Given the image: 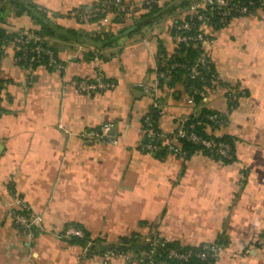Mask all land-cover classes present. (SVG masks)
<instances>
[{
    "label": "crops",
    "instance_id": "1",
    "mask_svg": "<svg viewBox=\"0 0 264 264\" xmlns=\"http://www.w3.org/2000/svg\"><path fill=\"white\" fill-rule=\"evenodd\" d=\"M48 12L54 34L43 35L64 70H26L6 44L0 55V264H103L101 254L61 237L74 225L101 246L123 236L157 231L182 247L217 243L215 264H264V1L255 16L236 17L221 28L209 57L221 81L238 96L229 110L227 90L207 91L202 104L228 115L220 134L231 137V163L201 151L189 156L153 154L140 147L143 117L152 97L142 85L154 83L162 51L171 56L175 19L188 16L192 0H161L153 22L138 32L134 18L145 11L82 24L72 12L98 0H30ZM132 1L125 0L128 4ZM0 29L40 32L41 25L18 14L8 1ZM122 33L106 48L96 40ZM102 74L112 89L80 92L75 79ZM163 115L158 127L170 131L191 115L183 83L159 85ZM112 123L118 143H88L83 133ZM244 173V174H243ZM13 194L40 216V231L24 236L9 214ZM109 264H133L114 259Z\"/></svg>",
    "mask_w": 264,
    "mask_h": 264
},
{
    "label": "built area",
    "instance_id": "2",
    "mask_svg": "<svg viewBox=\"0 0 264 264\" xmlns=\"http://www.w3.org/2000/svg\"><path fill=\"white\" fill-rule=\"evenodd\" d=\"M264 0H194L188 6V16L183 19H175L172 31L178 44L199 46L202 50L196 63L187 67L191 79L198 80L208 85V91L215 93L220 88H226L229 110H233L238 93L221 81L216 72L207 78L203 69L207 66L210 50L215 45V37L208 29H217L228 25L236 17L255 16ZM161 0H142L126 3L125 0H98L90 8L76 9L72 14L82 24H90L106 17L111 8L117 11L128 9L131 14L142 11L148 12ZM7 0H0V21L5 17L4 9ZM10 39L0 40V55L6 44H12L15 48L14 61L26 70H32L37 66H45L52 70H64L65 63L57 56L49 45L47 39L34 30H25L12 33ZM161 58L164 54L160 55ZM178 67H186L183 64L173 62L166 65L164 61L158 63L154 70V83L144 84L143 92L152 97L149 111L143 117V132L146 136L153 137L154 141L166 145L168 154L184 156L183 142H190L202 146L210 154L224 160L234 161L236 156L233 145L225 140L219 139L224 136L220 131L228 124V115L220 112L208 113L205 118L206 124L204 136L196 130L197 123L192 121L193 117L199 115L201 106L196 103L194 95L198 89L194 88L192 94L188 95L187 103L192 107L189 117L170 131H161L158 127L163 109L160 105L159 85L160 81L172 80L173 71ZM75 87L82 93H96L114 88V82L98 74L94 79H75ZM4 82L0 80V93L4 90ZM154 109V113H151ZM84 139L88 143L101 142L105 144H116L118 138L114 132L112 123H104L99 127L84 131ZM157 142L141 141L140 147L149 153L158 149ZM244 174V173H243ZM9 214L14 225L20 232L31 238L40 231V216L35 213L25 199L13 194L9 203ZM85 233L74 225L66 227L62 232L63 238H84ZM137 245L133 243L124 244L125 249L108 248L102 254L103 264H109L114 259H121L133 264H215L221 254L220 247L214 243H203L191 247L171 246L157 231L148 234L136 233L134 235ZM86 255L94 256L93 251L86 247Z\"/></svg>",
    "mask_w": 264,
    "mask_h": 264
},
{
    "label": "trees",
    "instance_id": "3",
    "mask_svg": "<svg viewBox=\"0 0 264 264\" xmlns=\"http://www.w3.org/2000/svg\"><path fill=\"white\" fill-rule=\"evenodd\" d=\"M7 1L9 2L11 1L14 3L18 14H27L32 18V20L35 23H38L41 25L42 30L40 32H37L38 34L42 36L45 34H49V35L54 34V32L51 31L52 27L50 25V23H54V22L50 19L48 12L45 9L40 8L37 4L33 3L30 0H7ZM157 9H158V5H154L150 11L143 13L141 15H138L137 18H134V23H137V26L135 27V29L132 30V32H138L142 28V26H144L145 24L152 23L153 14L157 11ZM111 11H116L118 15H122V16L131 14L128 11V9H125L123 11H117L113 7L111 8ZM122 33L111 31L108 33H104L103 35H98L96 37V40L99 43H101L102 48H106V47L113 45L116 42V40L120 37V35H122ZM12 36H13L12 33H7L4 30L0 29V40L10 39L12 38ZM201 53H202V50L200 49L199 46L178 44L176 52L171 56L167 55L166 52L162 51V54H164V57L163 58L160 57L158 59V63H160L161 61H164L166 65H169L173 62H177V63L183 64L186 66V67L176 68L173 71L172 80L169 82L160 81V85H166L168 87H171V86L176 85L177 83H183V85L185 86L188 92V95L192 94V91L194 88L198 89L199 92L196 93L194 97H195L196 103L199 104L201 108L199 111V115L196 117H193L192 121L197 123L196 130L198 131V133L204 136H207L205 133V128H206V124H208V120L205 118V115L208 113L216 112V111L208 109L205 105L202 104L203 95H205V93L208 91L207 89L208 83L203 84L202 82L198 80L191 79L189 76V73H190L189 69L187 68V67L193 66L196 63ZM203 72L207 78H209L213 72H216L214 67L211 64L210 57H208V63H207V66L203 69ZM160 105L162 106L161 98H160ZM151 113H154V109H151ZM219 139L230 142L234 147V143L231 137L224 135L220 137ZM151 141L157 142L153 140V137H149V136H146V138L144 139V142H151ZM157 145H158V149L155 152H153V154H161V155L168 154L166 145H163L161 142H157ZM182 148L186 152V154L184 155L185 157L189 156L191 153L195 151H201L215 159L222 160L226 163L233 162L230 160H224V159L215 157L214 155L210 154L208 151L204 150L202 146L196 145L190 142H183ZM234 150H235V147H234ZM235 159H236V156L234 160ZM134 235L135 234L130 235V236H123L116 243L107 245V246H101V242L99 240H95V241L90 240L87 234H85L84 238H71V239L74 243L81 244L82 246H85V247L89 246V249L93 251L92 255H96V254H102L108 248L125 249L124 244L126 243H133L134 245H137L136 243L137 240L135 239ZM260 237L263 238L264 240V231ZM214 244L218 245L217 243H214ZM170 245L181 247L180 245L172 243V242H170ZM198 264H204V263H198Z\"/></svg>",
    "mask_w": 264,
    "mask_h": 264
}]
</instances>
